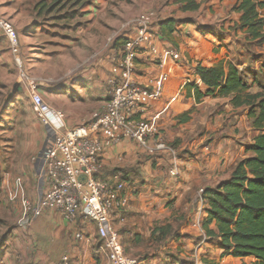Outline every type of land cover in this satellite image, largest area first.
Wrapping results in <instances>:
<instances>
[{"label":"crops","instance_id":"obj_1","mask_svg":"<svg viewBox=\"0 0 264 264\" xmlns=\"http://www.w3.org/2000/svg\"><path fill=\"white\" fill-rule=\"evenodd\" d=\"M41 1L31 0L34 4ZM54 1L48 0L52 6L46 18L60 21L68 16L64 41L41 37L35 20L40 17L39 9L33 13L34 17L17 11L10 16L11 20L7 19L16 25L20 34V56L24 62L22 69L16 67V85L20 88L15 91L18 96L29 98L30 107L21 108L19 125L10 132V143L5 144L6 151L0 156V208L5 211L1 219L7 222L12 219L16 224L0 242V261L3 264H58L68 256L72 264H111L101 249L97 227L92 222L79 218L71 224L58 212L47 210L26 224V203L37 201L44 193L34 159L49 137L33 111L32 87H37V94L51 107L66 114L67 130L83 125L106 105L109 79L120 63L122 44L134 35L132 30L120 33L122 22L118 14L103 21L102 10L92 6L72 16L71 12L61 13L71 0ZM192 1L200 6L198 11L184 12L177 0H168L160 14L157 12L158 29H154L157 52L142 49L132 75L141 85L163 74L169 75L164 96L152 103L150 112L162 115L159 126L177 151L176 159L169 154L148 156L135 143L124 141L104 152L102 178L107 179L115 170L127 173L125 194L129 204L123 216L125 221L117 220V224L125 248L140 264H182L179 259L187 255L185 251L198 258L200 264L249 261L251 264V258H234L224 251L213 250L204 230L203 241L198 244L193 239L182 244L186 241L184 238L154 234L157 227H176L184 215L192 219L185 232L196 227L199 219L204 223L208 204L200 201V190L216 188L229 180L237 164L252 156L249 149L260 134L249 118L250 108L235 107L232 97L209 96L197 103L194 90L187 87L196 85L201 92L206 91L196 74L198 65L214 67L224 62L239 70L244 66L241 53L245 50L249 53L250 44L246 31L238 28L241 13L234 10L241 0ZM58 2L63 5L58 7ZM102 2L95 0L94 5L98 7ZM204 8V15H200ZM186 14L190 15L186 16L187 20L183 17ZM171 18L176 20L172 33L164 28L166 35H162V23ZM112 34L122 36H117L115 46L109 42ZM172 48L180 52V59L173 60L164 53L165 49ZM13 57L11 52L1 57L6 73L15 67ZM249 130L255 131V138L245 144ZM173 169L176 175L170 173ZM11 203L14 215L8 210ZM78 234L82 239L77 238Z\"/></svg>","mask_w":264,"mask_h":264},{"label":"built area","instance_id":"obj_2","mask_svg":"<svg viewBox=\"0 0 264 264\" xmlns=\"http://www.w3.org/2000/svg\"><path fill=\"white\" fill-rule=\"evenodd\" d=\"M157 27V28H156ZM158 29L155 12L146 13L120 27V33L134 31L122 44L120 63L114 67L109 79L108 101L104 108L93 113L90 120L72 130L65 128L66 114L51 107L33 86L32 108L40 123L48 130L49 140L39 156L37 176L44 193L35 202L25 205L26 224L42 216L47 210L58 212L68 223L81 220L97 227L101 249L111 264H140L128 255L122 242L117 220L125 221L129 199L125 194L127 173L115 170L107 179L102 178L101 158L109 148L124 141L135 143L148 156L169 154L175 160L177 151L170 146L166 134L159 126L162 115L152 113L151 105L164 96L169 75L152 79L147 85L139 84L132 75L136 69L139 52L148 48L157 52L154 45ZM0 31L8 40L10 51L19 68L24 67L20 56V36L15 26L0 15ZM119 34L109 39L115 42ZM121 37V36H119ZM164 53L173 60L180 59L174 48ZM160 55H158L159 57ZM161 60L160 58L156 59ZM176 175L175 169L170 172ZM205 190H200V201L205 204ZM200 219L195 223L198 227ZM82 239V235H77ZM58 264H72L64 256Z\"/></svg>","mask_w":264,"mask_h":264},{"label":"trees","instance_id":"obj_3","mask_svg":"<svg viewBox=\"0 0 264 264\" xmlns=\"http://www.w3.org/2000/svg\"><path fill=\"white\" fill-rule=\"evenodd\" d=\"M177 1L184 12L200 8L192 0ZM41 8L42 3L37 6L40 11ZM234 10L241 13L238 28L246 31L249 44L262 47L264 0H241ZM175 23L173 18L162 23V35H166L164 28L172 33ZM196 74L206 87L201 92L196 85H187L194 90L197 103L209 96L232 97L235 107L250 108L249 118L260 132L249 149L252 156L237 164L229 180L205 190L208 217L203 230L213 250L224 251L234 258H251V264H264V86L252 93V85L245 81L244 72L230 63L221 62L214 67L198 65ZM172 229V225L157 227L154 234L166 237Z\"/></svg>","mask_w":264,"mask_h":264},{"label":"rangeland","instance_id":"obj_4","mask_svg":"<svg viewBox=\"0 0 264 264\" xmlns=\"http://www.w3.org/2000/svg\"><path fill=\"white\" fill-rule=\"evenodd\" d=\"M167 1L168 0H164L163 2H161V0H149V2L147 0H103V2L101 4L99 3L97 7L94 5L95 0H71L65 4V11L61 13L66 14L67 12H71L72 16H76L80 14L81 10H86L87 7L92 8L93 6L96 10H102L103 15H100V18L103 21H108L112 19L114 15L118 14V16L120 17V23L122 22V25L130 20H135L146 13L155 12L157 15L158 12L160 14L162 8L167 5ZM146 2H148L149 4L146 5ZM203 2H208V0H204ZM40 3L43 4V8H41L43 10L39 12V18L35 17L37 26L36 30L38 29L39 31H41L40 35L43 39L52 38L54 42H61L60 40L64 41L63 39H65L64 36L66 34L68 16L67 19H63L60 21H54V19L46 18V12H48V9H50V7L52 6V3H49L48 0H42L41 2L35 4L31 2V0H0V15L9 20H11L10 16L17 11H22L24 13L30 14V16H33V13L38 12L37 6ZM62 5L63 3H59L57 6L60 7ZM100 5H102L101 9H99ZM199 13L200 15H204L205 8ZM139 14L141 15L138 17H132ZM128 16H130V18ZM186 16L190 15L186 14L183 16L184 19L187 20ZM15 28H17L16 25ZM113 35L114 34H112L110 38H113ZM119 41L121 40L119 39ZM110 44L115 46V42L113 41L110 42ZM247 46L248 44L245 43L246 48ZM8 52H11L8 40L5 34L0 31V156L3 150L6 151L5 144L10 143L12 136L10 132L14 131L17 128V125H19L21 119V108H23L25 105L27 107H30L29 98H23V96L20 97L15 91V89L20 88V85H16L18 82V75L16 73L17 63L15 64L16 60H13L15 67H13L11 71H9L8 73L4 71L5 69L2 66L4 60H2L1 57L2 55L5 56ZM240 60L244 65L240 67V70L244 69L243 72L245 81L252 85L251 92L257 93L261 91V86H264V47H260L255 44L249 45V53L246 52V50L241 53ZM250 126L251 125L249 124V128ZM254 138L255 131L249 130V140L245 142V144H249L251 141H254ZM14 200L16 201L17 198H14ZM12 208L13 204L11 203L8 210L10 211L11 215H14V211L12 210ZM4 212L5 211L0 212V242L2 241L3 237H6L8 235L7 232L12 230V228L16 225L14 224V222H12V219H10V221L8 222L5 219H1ZM191 221L192 219L189 218L188 215L182 216L176 224L177 226H173V229L170 232L171 234L169 235L177 237V239L179 240L181 238H184L186 241L182 244L191 242L192 239L196 240L195 244L202 242L204 238L202 221H200L198 227H191L189 232L184 231L185 229L189 228L188 225H190ZM126 252L128 255H130L128 249H126ZM185 253L187 255L179 259L182 264L201 263L198 258L189 256L188 251H185ZM248 263L250 264V261ZM0 264L3 263L0 261Z\"/></svg>","mask_w":264,"mask_h":264}]
</instances>
